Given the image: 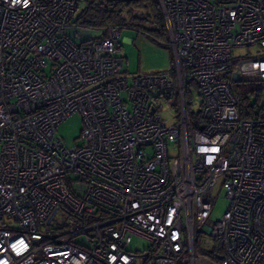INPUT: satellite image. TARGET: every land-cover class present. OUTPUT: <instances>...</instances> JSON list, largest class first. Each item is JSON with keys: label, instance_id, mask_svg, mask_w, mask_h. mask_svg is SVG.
Masks as SVG:
<instances>
[{"label": "built area", "instance_id": "obj_1", "mask_svg": "<svg viewBox=\"0 0 264 264\" xmlns=\"http://www.w3.org/2000/svg\"><path fill=\"white\" fill-rule=\"evenodd\" d=\"M159 2L175 80L123 76L120 28H77V0H0V264H264V105L241 117L230 82L264 81V50L233 57L264 48V0ZM74 112L66 147L56 128Z\"/></svg>", "mask_w": 264, "mask_h": 264}, {"label": "rangeland", "instance_id": "obj_2", "mask_svg": "<svg viewBox=\"0 0 264 264\" xmlns=\"http://www.w3.org/2000/svg\"><path fill=\"white\" fill-rule=\"evenodd\" d=\"M83 7L80 3L78 11ZM119 42L124 53L122 61V75L131 78L134 75H164L171 80L176 78V64L172 48L164 36H152L142 34L138 31L124 27L120 29ZM264 48L258 44L249 46H236L233 48V57L235 60H242L253 56H258ZM231 87L235 91L239 82L230 78ZM176 86V84H175ZM191 98L193 110H198L200 99L198 90L191 86ZM254 96H250V102H253ZM156 105L162 116L163 121L168 124H174L178 121V111L174 105L173 96L157 95ZM260 105H264V90L259 95ZM83 126L82 118L78 112H74L64 119L56 128L57 134L62 139L66 147H71L80 142V132ZM174 153V152H172ZM227 199L224 189L220 184L214 190V200L209 214V219L218 220L227 208ZM207 245L213 244V239L207 233H203ZM150 244V241L140 237L133 236L129 249L143 250ZM200 244L197 240V245Z\"/></svg>", "mask_w": 264, "mask_h": 264}, {"label": "trees", "instance_id": "obj_3", "mask_svg": "<svg viewBox=\"0 0 264 264\" xmlns=\"http://www.w3.org/2000/svg\"><path fill=\"white\" fill-rule=\"evenodd\" d=\"M81 2L83 7L78 11ZM71 23L83 29L129 27L142 34L152 36L158 34L167 39L159 0H77V10L71 18ZM262 90H264V81L242 80L237 84L233 92L241 117H249L260 108L259 95ZM250 96H254L253 102H250ZM189 109L192 126L202 127L203 120L199 110H193L192 104ZM196 248L198 252L204 251L198 246Z\"/></svg>", "mask_w": 264, "mask_h": 264}, {"label": "water", "instance_id": "obj_4", "mask_svg": "<svg viewBox=\"0 0 264 264\" xmlns=\"http://www.w3.org/2000/svg\"><path fill=\"white\" fill-rule=\"evenodd\" d=\"M231 79L235 82H240L241 81V78L240 76L236 73V72H232L231 74Z\"/></svg>", "mask_w": 264, "mask_h": 264}]
</instances>
